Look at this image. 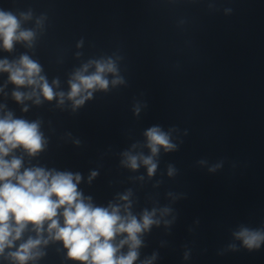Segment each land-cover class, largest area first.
<instances>
[{"label":"water","instance_id":"obj_1","mask_svg":"<svg viewBox=\"0 0 264 264\" xmlns=\"http://www.w3.org/2000/svg\"><path fill=\"white\" fill-rule=\"evenodd\" d=\"M0 8L31 9L26 28L42 19L34 49L18 44L0 58L27 52L49 83L59 78L56 91L67 92L70 73L88 59L123 57L126 84L95 92L75 111L53 99L27 100L22 112L13 85L0 93L16 116L42 121L48 145L32 164L81 173L79 188L97 205L121 203L130 189L136 214L170 207L144 235L141 260L156 252L153 264H264V245L248 251L232 235L241 224L264 226V0H0ZM6 79L0 74V86ZM152 125L171 130L179 150H161L149 177L143 165L123 166L121 153L148 154L143 132ZM43 250L36 264H73L59 242Z\"/></svg>","mask_w":264,"mask_h":264},{"label":"clouds","instance_id":"obj_2","mask_svg":"<svg viewBox=\"0 0 264 264\" xmlns=\"http://www.w3.org/2000/svg\"><path fill=\"white\" fill-rule=\"evenodd\" d=\"M32 16L31 9L0 8V50L12 53L18 44L30 50L35 48L36 29L43 28V21L38 18L36 28H26L24 25ZM82 46L81 39L77 47ZM122 59L117 53L88 59L70 73L65 92L56 91L59 78L49 83L43 65L27 52L13 59L5 56L0 58V74H6L7 79L0 86V93L11 84V97L18 104L31 100L40 105L45 100L58 99V104L63 105L67 99L75 111L92 99L95 92H108L126 84L120 74ZM21 111L27 112V105ZM139 113V103L134 104L133 114L139 116ZM41 125V119L16 116L7 105L0 104V258L10 264H36L46 255L43 249L50 242H59L65 250V259L73 264H137V261L153 264L158 257L156 252L140 259V249L145 246L144 235L150 233L153 226L159 227L162 218L172 209L168 206L144 208L136 214L132 211L130 189L118 194L121 203L110 201L107 206L97 205L79 188L83 179L81 173L32 164L31 160L48 145ZM143 136V147L149 150L148 154L125 150L121 153V164L133 171L143 165L152 177L158 169L161 150L170 153L178 151L179 146L173 142L171 130L165 131L160 125L148 127ZM138 143H134L132 149ZM25 157L29 158L27 165ZM219 166L214 165L209 171L214 172ZM174 172V166L169 165L168 175ZM98 174L91 171L88 183ZM163 223L169 226L172 221ZM232 235L248 251L259 250L264 245V226L251 228L241 224ZM229 248L238 250L235 244H230Z\"/></svg>","mask_w":264,"mask_h":264}]
</instances>
